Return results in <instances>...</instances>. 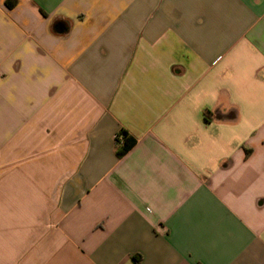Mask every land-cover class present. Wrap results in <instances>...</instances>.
<instances>
[{
    "label": "crops",
    "instance_id": "1",
    "mask_svg": "<svg viewBox=\"0 0 264 264\" xmlns=\"http://www.w3.org/2000/svg\"><path fill=\"white\" fill-rule=\"evenodd\" d=\"M0 264H264V0H0Z\"/></svg>",
    "mask_w": 264,
    "mask_h": 264
},
{
    "label": "trees",
    "instance_id": "2",
    "mask_svg": "<svg viewBox=\"0 0 264 264\" xmlns=\"http://www.w3.org/2000/svg\"><path fill=\"white\" fill-rule=\"evenodd\" d=\"M116 141L118 146L117 154L119 157H123L130 146V143L128 142V134L126 132H121V135L116 138Z\"/></svg>",
    "mask_w": 264,
    "mask_h": 264
},
{
    "label": "water",
    "instance_id": "3",
    "mask_svg": "<svg viewBox=\"0 0 264 264\" xmlns=\"http://www.w3.org/2000/svg\"><path fill=\"white\" fill-rule=\"evenodd\" d=\"M61 31V30H60Z\"/></svg>",
    "mask_w": 264,
    "mask_h": 264
}]
</instances>
